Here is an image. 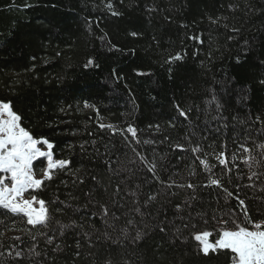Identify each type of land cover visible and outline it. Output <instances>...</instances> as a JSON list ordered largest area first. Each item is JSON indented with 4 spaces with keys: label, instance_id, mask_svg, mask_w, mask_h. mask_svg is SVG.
I'll return each mask as SVG.
<instances>
[{
    "label": "trees",
    "instance_id": "1",
    "mask_svg": "<svg viewBox=\"0 0 264 264\" xmlns=\"http://www.w3.org/2000/svg\"><path fill=\"white\" fill-rule=\"evenodd\" d=\"M104 2L0 0V99L13 102L14 110L23 116L22 125L34 136L43 134L54 142V158L72 161L68 174L58 173L40 194L46 200L59 197L71 205H52L63 208L61 213H54L60 224L53 222L44 230L49 236L55 235L54 243L47 244V237L40 235L41 228L27 225L26 217L5 214L7 210L0 209V264H104L109 257L114 264H227L223 255H197L194 241L173 242L171 233L164 235L154 230L157 210L161 206L167 208V215L172 218L171 205L183 204L192 196V190L174 186L170 191L176 194L170 196L166 185L154 181L136 154L125 147L120 132L100 125L135 127L141 141L135 145L137 151L155 160L157 174L164 181L171 178L176 184L206 183L209 174L203 171L196 156L203 159L207 154L215 165L212 171L229 191L239 185L235 195L245 199L249 215L255 218L264 212V192L259 191L264 187V176L255 181L256 188L244 187L249 183L250 170L242 159L248 153L239 149L243 138L256 159L264 161V149L259 147L264 144V125L257 120H264V85L259 83L264 79V0H124L123 4L115 0L121 16H112L103 7ZM25 3L36 6L25 8ZM145 3L154 4L160 11L149 17L144 11ZM229 3L239 8L233 11ZM166 16L170 20H165ZM217 16L225 19L211 24L208 17ZM234 27L239 32L234 33ZM131 31L141 35L132 37ZM105 34L107 40L102 42L100 37ZM194 34H202L204 43L188 39ZM108 41L122 51L109 50ZM185 50L186 58L174 62L169 73L165 59ZM194 51L198 55H193ZM33 56L37 59L33 60ZM90 58L98 68L83 67ZM213 94L223 110H216L209 103ZM85 102L94 105L99 114L93 108H85ZM175 105L192 109L187 120L179 117ZM170 121L174 126H170ZM49 124L53 127L49 128ZM156 124L160 125L159 130L149 127ZM124 135L131 138L127 132ZM144 140L155 143L145 145ZM81 144L86 151H81ZM177 144L183 150L176 148ZM197 146L202 152L192 153L191 148ZM220 151L226 152L231 173L215 160L213 154ZM233 153L238 156L236 161L231 160ZM109 157L117 161L113 168L130 171L115 174L105 166ZM252 171L264 172V163L253 165ZM77 177L84 178V182L73 184ZM61 181H66V185ZM117 185L121 193L115 199L124 208L116 210L121 218L114 222L113 230L99 216L88 215L95 205L84 208L85 193L91 191L95 200L107 203ZM125 189L136 191L137 197L127 195ZM157 192V201L145 209V194ZM220 192L197 188V199L183 214H206L208 223L193 220L196 228L185 230L184 236L199 230L215 232L219 225L212 219L213 214L219 219L230 211H239L238 201L228 198L226 202ZM137 198L141 211L146 213L144 217L134 211ZM128 219L134 220V227L127 224ZM74 220L84 227L64 229L61 236L60 225ZM137 229L151 234L146 241L133 244L131 238ZM29 230L36 237L34 240L28 235ZM12 231L19 233V240L10 234ZM105 231L112 240L119 239L120 245L105 239ZM16 251H22L23 258L15 257Z\"/></svg>",
    "mask_w": 264,
    "mask_h": 264
},
{
    "label": "snow or ice",
    "instance_id": "2",
    "mask_svg": "<svg viewBox=\"0 0 264 264\" xmlns=\"http://www.w3.org/2000/svg\"><path fill=\"white\" fill-rule=\"evenodd\" d=\"M120 4L124 3V0H119ZM36 5L25 3L24 7H34ZM103 7L112 15V16H121L123 13L118 9L115 0H105ZM229 8L233 11H236L239 8V5L229 3ZM251 8V5H249ZM144 11L149 17L154 13H158L160 9L154 4L145 3ZM254 11V9H253ZM165 20H170V17H164ZM211 24H220L224 17L217 16L215 18L208 17ZM227 27V25H224ZM234 33L239 32L238 28H233ZM132 37H138L141 35L139 31H131L129 33ZM202 34H194L188 37V39L196 41L200 44H203L204 41L201 39ZM101 41L104 42L107 40V34L103 37H100ZM110 48L109 50L122 51L116 45H111V42L108 41ZM60 53L57 52V55ZM193 55H198V51H194ZM187 56V51L177 52L174 55H169L165 59V63L169 65L168 71L171 73L172 64L182 62ZM33 60L37 58L32 57ZM239 63V59L237 60ZM261 64H264V60H261ZM99 67L93 59H88L87 62L83 65L84 68L89 67ZM34 70V68H33ZM113 75L115 76V69H113ZM137 75H150L149 73L137 72ZM116 79L120 77L116 76ZM261 85H264V79L259 81ZM210 104H214L216 110H223V105L219 103L218 98L215 94L212 95ZM69 108L71 106H68ZM85 108H93L97 114L99 110L95 109L94 105H90L87 102L84 104ZM175 109L179 117L187 120L189 114L192 112L191 108L184 109L180 105H175ZM62 112H65L66 109L61 108ZM23 116L14 110V104L11 100H2L0 99V209L7 210L5 214H16L26 217V224L31 225L33 228H41L40 235L46 236V243L51 245L54 243L55 235H48L45 229L50 227V224L55 222L60 224L58 220H55L54 213H61L63 208L57 206L52 207L53 204L63 205L64 208H70L71 205L66 204L64 201H60L59 197L55 200H46L41 198V193L49 186L48 182L54 180L55 176L58 173L68 174L69 166L72 164V161L66 158L56 159L54 158V142L43 134L34 136L32 131L29 128H26L22 125ZM257 120L261 125H264V120H260L258 117ZM170 126L172 125L171 121L169 122ZM228 125L225 124V127ZM49 128L53 127L52 124L48 125ZM101 128H109L114 133L120 132L123 136L125 147L131 149L132 152L136 154L139 161L144 165L146 173H151V176L154 181L160 183L161 185H166V191L170 196H174L176 193L171 192L170 190L175 186L178 188H188L191 189L193 194L183 204L171 205L174 209L173 217L169 218L167 215L168 209L161 206L157 210L158 215L153 217L157 219L158 223L154 230H158L164 235L171 233L173 242L179 241L182 244H188L189 240L194 241V248L196 254L204 258H213L223 255L226 258L227 264H264V212L259 213L255 218L252 215H249L248 206L245 202V199L240 198L238 195H235L239 191V185L233 191H229L222 181L220 176H217L212 170L215 167L214 164L210 163L207 154L205 158L196 156V159L199 160L200 165L203 167V171L209 175L206 177V183L202 185L193 184L192 182H187L186 184H176L175 180L169 178L168 181L161 180L157 174V164L155 160H149L147 156L143 155L141 152L137 151L135 145L141 143L140 139L137 137V130L132 125H128L126 129H118L112 124L100 125ZM149 127H155L156 130H159L160 125H149ZM127 132L129 136L124 135ZM264 135V131L261 132ZM250 138V136H249ZM206 139V138H205ZM163 142V141H161ZM95 141H91L92 146H95ZM155 143L154 140H144L143 144L149 145ZM176 148L183 150V146L177 144ZM226 147V145H225ZM259 147L264 149V144H260ZM81 151H86L83 144L80 145ZM239 149L242 152L248 153L247 156H244L242 163L245 164L249 170L250 174L247 175L248 184L244 185L246 188H256V180H260L264 176V172L252 171L253 165L259 167L264 161H259L256 159L255 155L252 153V149L246 147V141L243 138L239 140ZM192 153H201L202 149L200 147L191 148ZM97 154H99L97 150ZM214 158L220 165L224 167V170L228 173L232 172V168L229 167V159L225 151H220L218 154L214 153ZM160 159H163L161 157ZM238 156L236 153H233L231 156L232 161H236ZM39 163H36V162ZM46 162V164H45ZM117 161H113L111 157L105 160V166L115 174H119L121 171L127 172L130 171L127 168H113L112 165ZM78 171V170H77ZM73 175L75 173H72ZM194 174V173H193ZM92 180L96 181L97 177L93 176ZM83 183L84 178L77 177L76 180H73V184ZM66 185V181H61ZM98 183V181H97ZM198 187L203 188H214L220 189V196H222L227 202L228 198H234L238 201L237 208L239 211L233 210L225 215H222L219 219L216 218V215L213 214L212 219L219 225L216 228L215 232L209 230H199L195 232H190L189 236H184L183 233L187 229H195L196 224L192 223L193 220H203L205 224L208 223V220L205 219L203 213H197L196 216L192 215L191 211L187 212V216L183 213L187 209H191L192 201L197 199L196 191ZM140 185H136V189H139ZM107 192V189H104ZM127 192V189H125ZM260 192H264V187L259 188ZM121 193L120 185H117L114 189L113 196L110 198V201L107 203H100L95 200L94 194L89 191L85 193L87 198V204L84 205V208H87L89 204L95 205L93 211L88 213L89 216H99L104 225L108 228L115 230V221L120 220L121 216L116 214V210L123 209L124 205L120 201L116 200L115 197L119 196ZM127 195H130L134 198L137 197L136 191L127 192ZM160 195L159 192L156 194H145L146 198L143 201V206L145 209L149 208L154 202L157 201V197ZM75 199V197H73ZM264 200V197L261 198ZM134 203L137 204V207L134 208V211L138 213L141 217L145 216V212L141 211L139 199H135ZM170 204V200H169ZM76 211V209H74ZM149 216L150 212L147 213ZM83 217V213L81 214ZM121 215L126 216V212H121ZM113 223H109V221ZM179 221V224H177ZM222 221V223H221ZM143 222V221H142ZM127 224L130 226H135V222L132 219L127 220ZM82 223L77 221H72L71 224H62L60 225V235L63 236L64 229L68 228H83ZM147 228L148 225L145 224ZM124 236L127 237V231L124 230ZM151 233L141 231L137 229L135 235L132 236L131 242L133 244H139L147 240L148 236ZM28 235L34 240L36 237L29 230ZM88 235V233H84ZM104 238L108 239L117 246L120 245V240H112V237L107 231L103 233ZM17 240L20 237H16ZM79 247V245H77ZM56 249L60 250V246L56 245ZM2 254V253H0ZM13 255L12 252L8 253ZM39 255V253H35ZM79 255V253H76ZM14 256L17 258H23L22 251H16ZM104 264H114L113 259L106 258Z\"/></svg>",
    "mask_w": 264,
    "mask_h": 264
},
{
    "label": "rangeland",
    "instance_id": "3",
    "mask_svg": "<svg viewBox=\"0 0 264 264\" xmlns=\"http://www.w3.org/2000/svg\"><path fill=\"white\" fill-rule=\"evenodd\" d=\"M10 234H11L13 237H17V236L19 235V233L16 232V231H12Z\"/></svg>",
    "mask_w": 264,
    "mask_h": 264
}]
</instances>
